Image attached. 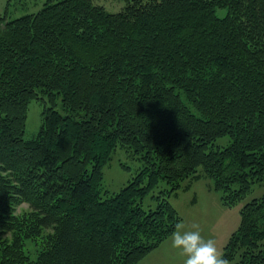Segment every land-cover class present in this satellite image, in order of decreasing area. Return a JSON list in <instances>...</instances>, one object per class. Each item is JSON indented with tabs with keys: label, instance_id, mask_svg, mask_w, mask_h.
<instances>
[{
	"label": "trees",
	"instance_id": "1",
	"mask_svg": "<svg viewBox=\"0 0 264 264\" xmlns=\"http://www.w3.org/2000/svg\"><path fill=\"white\" fill-rule=\"evenodd\" d=\"M122 1L0 17V264H141L182 222L179 191L210 178L233 207L264 182V0ZM119 147L143 166L111 192ZM240 215L222 256L264 264V194Z\"/></svg>",
	"mask_w": 264,
	"mask_h": 264
},
{
	"label": "rangeland",
	"instance_id": "2",
	"mask_svg": "<svg viewBox=\"0 0 264 264\" xmlns=\"http://www.w3.org/2000/svg\"><path fill=\"white\" fill-rule=\"evenodd\" d=\"M46 0H0V17L16 18L24 14L38 11ZM96 3L105 6L109 12H119L124 7L122 0H95ZM225 10H219L223 15ZM59 107H60V100ZM43 100H34L29 109L26 137H35L42 122ZM229 137L221 138L220 145H227ZM142 161L134 156L126 148L119 147L113 155V159L104 168L103 187L111 192L119 191L141 167ZM264 194V182L255 184L246 199L233 207L223 206L219 194L212 189V180L202 177L195 181L190 190L179 191L171 197V202L182 216L185 230H193L192 225H199L202 236L205 239H214L217 242L221 254L231 233L238 227L241 221L240 210L245 202ZM148 199L145 201V205ZM30 210L27 202H23L17 209L18 213H26ZM38 242L27 240L26 252L32 259L37 258ZM185 257L171 246V236L157 249L149 253L141 261V264H184Z\"/></svg>",
	"mask_w": 264,
	"mask_h": 264
},
{
	"label": "clouds",
	"instance_id": "3",
	"mask_svg": "<svg viewBox=\"0 0 264 264\" xmlns=\"http://www.w3.org/2000/svg\"><path fill=\"white\" fill-rule=\"evenodd\" d=\"M192 229L185 230L184 223L178 222L171 234V246L185 257L184 264H229L214 239H205L197 224Z\"/></svg>",
	"mask_w": 264,
	"mask_h": 264
}]
</instances>
